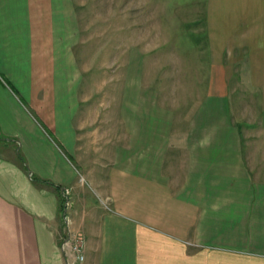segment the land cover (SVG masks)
<instances>
[{
	"label": "crops",
	"instance_id": "0c3cea01",
	"mask_svg": "<svg viewBox=\"0 0 264 264\" xmlns=\"http://www.w3.org/2000/svg\"><path fill=\"white\" fill-rule=\"evenodd\" d=\"M76 2L0 0V264H264V0H203L178 85L135 40L98 86Z\"/></svg>",
	"mask_w": 264,
	"mask_h": 264
},
{
	"label": "rangeland",
	"instance_id": "374dc122",
	"mask_svg": "<svg viewBox=\"0 0 264 264\" xmlns=\"http://www.w3.org/2000/svg\"><path fill=\"white\" fill-rule=\"evenodd\" d=\"M76 3L81 39L78 60L87 76L85 80H89L90 75L95 77L92 86H98L104 76L114 72L113 64L120 53L115 46L120 41L159 43L158 50L151 51L153 66L159 65V75L173 74L176 85L177 77L188 67L193 73L196 66L191 64L198 59L193 48L199 43L203 47L205 43L203 0H78ZM237 79L241 76H236ZM236 80L232 82L236 94L230 97V102L238 121L235 113L245 118L246 108L254 105V99L245 84ZM59 196L64 207L62 214L65 210L69 213L66 197L62 192ZM68 253L70 255L69 250Z\"/></svg>",
	"mask_w": 264,
	"mask_h": 264
},
{
	"label": "built area",
	"instance_id": "2783aa9c",
	"mask_svg": "<svg viewBox=\"0 0 264 264\" xmlns=\"http://www.w3.org/2000/svg\"><path fill=\"white\" fill-rule=\"evenodd\" d=\"M78 238L79 239L75 238L73 242H66L68 243V250L70 251V255L68 254L69 258L67 260V264H83L84 262L83 239L81 237ZM64 246L65 243L63 244V248H65Z\"/></svg>",
	"mask_w": 264,
	"mask_h": 264
},
{
	"label": "trees",
	"instance_id": "16d2710c",
	"mask_svg": "<svg viewBox=\"0 0 264 264\" xmlns=\"http://www.w3.org/2000/svg\"><path fill=\"white\" fill-rule=\"evenodd\" d=\"M17 157H18V160H19L20 164L22 165V167H23L26 171H28V168H27V166H26V164H25V160H24V158L22 157V155H21L20 153H18ZM33 179H34V181L41 182V183H44V184H47V185H52V186L55 187V185H54L52 182H50L49 180H46V179H39V178H35V177H34ZM56 187H57V186H56Z\"/></svg>",
	"mask_w": 264,
	"mask_h": 264
}]
</instances>
